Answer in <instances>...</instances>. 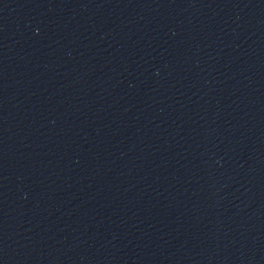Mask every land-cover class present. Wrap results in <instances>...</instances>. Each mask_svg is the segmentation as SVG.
I'll return each mask as SVG.
<instances>
[{
  "label": "water",
  "instance_id": "water-1",
  "mask_svg": "<svg viewBox=\"0 0 264 264\" xmlns=\"http://www.w3.org/2000/svg\"><path fill=\"white\" fill-rule=\"evenodd\" d=\"M0 264H264V0H0Z\"/></svg>",
  "mask_w": 264,
  "mask_h": 264
}]
</instances>
